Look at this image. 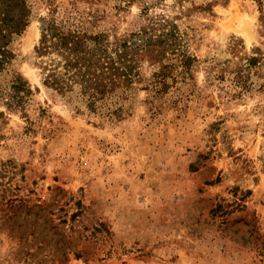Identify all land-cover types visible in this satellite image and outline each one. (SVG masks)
Listing matches in <instances>:
<instances>
[{
	"label": "rangeland",
	"instance_id": "1",
	"mask_svg": "<svg viewBox=\"0 0 264 264\" xmlns=\"http://www.w3.org/2000/svg\"><path fill=\"white\" fill-rule=\"evenodd\" d=\"M30 1L0 74L35 99L29 119L0 99V264H264V0H51L112 41L171 20L197 59L113 119L44 85L49 0Z\"/></svg>",
	"mask_w": 264,
	"mask_h": 264
},
{
	"label": "trees",
	"instance_id": "2",
	"mask_svg": "<svg viewBox=\"0 0 264 264\" xmlns=\"http://www.w3.org/2000/svg\"><path fill=\"white\" fill-rule=\"evenodd\" d=\"M48 4L49 15L43 18L35 53L43 59V83L53 94L77 99L113 119L125 112L128 93L136 82L161 92L168 87L167 76L174 68L184 78L192 74L197 59L186 53L178 24L171 20H151L112 41L105 33L69 22L70 16H61L53 1ZM32 7L30 0H0V74L16 68V40L31 21ZM171 58L175 60L169 62ZM142 60H150L158 70L145 75L139 65ZM0 99L10 108L21 109L28 119L32 117L34 90L23 76L18 74L1 86ZM36 111L37 117L46 113L42 106Z\"/></svg>",
	"mask_w": 264,
	"mask_h": 264
}]
</instances>
